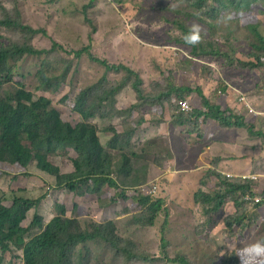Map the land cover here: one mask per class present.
Here are the masks:
<instances>
[{
	"label": "rangeland",
	"instance_id": "obj_1",
	"mask_svg": "<svg viewBox=\"0 0 264 264\" xmlns=\"http://www.w3.org/2000/svg\"><path fill=\"white\" fill-rule=\"evenodd\" d=\"M90 2L91 6L85 11L84 6ZM251 4L258 16V10L263 6L264 0ZM214 7V12H207L206 8L197 11L191 8L190 0H123L122 5L113 0H0V45L26 39V35L20 30L3 23L7 18L19 20L23 24L47 32V35L38 34L33 38L35 47L50 49L53 42H58L71 51L91 43L93 55L109 64L126 66L137 73L142 80L141 87L144 91V98L138 99L137 92L131 87L135 79L133 76L129 84L117 95L115 108L97 109L95 116L90 119L99 130L102 145L110 150L115 176L120 184L119 190H110L104 198H97L93 194L80 197L68 189L58 188L56 178L41 170L36 161L26 167L17 163L0 162V197L5 196V204L10 205L14 195L30 199L44 197L38 208L28 213L23 222L24 226L33 222L35 213L42 217L43 224L47 225L56 216L57 203L66 205L67 216L78 219L83 228L91 221L115 220L119 234L126 240H132L139 252L150 255L153 259L131 264H179L172 262V259L179 255L187 257L190 264H235V260H238L235 253L239 246L263 238V235L258 234V230L264 222V207L255 210L253 206L257 204L256 198L259 202L260 199L264 200V140L251 138V134L246 130L242 132L241 128H236V132L221 125L207 126V130L211 129V134L217 140L215 148L220 155L214 158V162L218 168L233 164L238 169L237 165L245 167L248 172L245 175H237L238 172L230 174L223 170L222 174L220 170L218 173L234 179L248 178L258 185L263 184V188L258 187L259 194L255 197H245L249 202L247 208L251 218L245 220L244 224L250 223L253 226L248 228L235 224L229 227L226 224L228 217L237 213L234 202L226 201L218 213L206 214L205 206L197 203L194 198L200 188L198 174L190 170L187 171L191 173L183 171V165L178 166L180 170L173 167L172 173L165 172L171 167L168 159H173L171 150L178 145L177 139H180L181 134H176L175 138L167 141L159 134H152L155 130L152 132L149 129L146 120L148 117L151 126L156 127L166 118L169 133H172V127L175 128L171 125L172 114L177 99L175 95L163 101L157 98L161 92L167 90L169 83L193 89L201 87L204 94L212 99L219 97L217 101L221 107H232L231 103L235 106L232 109L237 114L254 118L255 113L251 108L252 105L256 106V103L251 101V97L256 99V94H264V86L257 89L258 85H262V81L257 83L259 79L256 69L251 70L247 84L242 73L246 68L238 64L247 61V40L256 42V36L252 32L254 24H248L246 16L252 12L247 13L230 3L224 8H220L218 4H214ZM228 14H231L233 19L225 23L224 17ZM176 22L188 27L192 24L201 25V39L204 43L219 46L229 57H193L191 47L186 45L183 31ZM90 37L93 38L92 42ZM65 49L52 54L47 61L28 57L20 62L13 85L6 86L5 90H13L17 83L21 82L36 97L50 98L53 106L61 112L62 118L76 125L82 121V117L74 111L73 105L80 91L99 84L103 78L106 79L104 86L111 87L117 82H124L126 73L124 70L107 71L101 64L84 56L78 59L80 63L76 74L64 82L59 94L39 89L38 72L43 64L66 65L68 59L74 57L69 56ZM261 72L264 75V71ZM244 94L252 96L244 97ZM190 98L191 100L186 99L192 109L185 112L203 108L196 92H192ZM246 100L251 102V107L245 103ZM137 103L139 104L134 110L126 112ZM104 112L109 116L103 118ZM261 118L264 119V115ZM110 126H116L122 134L118 148L109 146L113 135L105 130ZM192 128L181 126L180 129L186 134L189 130L193 132ZM223 131L238 133L239 140L233 149L229 146L232 137L222 136ZM185 140L184 146L189 152L197 138L192 135L186 136ZM231 150L234 151L233 155ZM205 152H202V155L206 154ZM123 155L129 156L133 164L134 171L129 177L116 174L117 168L121 167ZM77 157L78 153L74 148L62 147L51 154L49 159L60 167L61 173L68 174L75 170L74 160ZM240 161L247 163L242 165ZM210 172L212 171H206V174ZM255 172L258 176L254 175ZM211 178L212 176L209 177L210 181ZM221 183V179H215L213 190L217 191ZM154 187L157 191L154 197L165 199L168 216L166 218L163 211L155 225L142 226L135 222V218L144 215L146 208L138 205L134 199L135 196L149 194ZM122 192L130 199H123ZM113 199L116 200L115 203ZM166 220L167 247L164 249L161 246V227ZM38 231L39 229L34 227L28 234L29 238ZM225 237H229L232 243H227ZM89 244L90 251L84 264H126L122 256H116L102 242ZM0 264H24L23 252L12 248L3 253L0 249Z\"/></svg>",
	"mask_w": 264,
	"mask_h": 264
},
{
	"label": "trees",
	"instance_id": "obj_2",
	"mask_svg": "<svg viewBox=\"0 0 264 264\" xmlns=\"http://www.w3.org/2000/svg\"><path fill=\"white\" fill-rule=\"evenodd\" d=\"M113 1L118 5L123 4V0ZM212 1L213 4H211V0H190V6L197 11L206 8L207 12H214V4L224 8L230 3L238 9H244L243 11H247V13L252 12V14L246 16L248 24H254L252 32L256 36V42L247 40L246 46L249 44L254 48L253 50L256 52L254 55L255 62L240 60L241 62H238V64L250 69L257 68L259 65L263 68L264 38L258 32V16L251 8L253 5L251 3L263 0ZM90 6L91 2L85 5V11ZM262 7H264V4ZM250 15L252 16L250 17ZM3 23L10 28L20 30L26 35V39L0 45V162L17 163L26 167L32 161H36L41 170L56 178L58 188L68 189V191L80 197L93 194L97 198H104L105 195L110 193V190H119L120 184L115 176L110 150L105 149L102 145L98 135L99 130L93 122H90V119L95 116L97 109L115 108L117 95L129 84L128 82L133 76L135 79L131 87L137 92L138 99H143L144 91L141 87L142 80L139 75L126 66L109 64L93 55L91 43L71 51L66 50L58 42H53L50 49L38 48L33 45V38L38 34L47 35L45 30L33 28L19 20L10 18L5 19ZM176 24L183 31L184 36L190 31L191 27L181 22H176ZM93 30H96L95 27H93ZM90 40L92 42L93 38L90 37ZM190 47L191 54L196 58L229 57L228 53L223 52L219 46L204 43L203 39L199 44ZM64 49L69 56L74 55V57L68 59L66 65L57 63L59 66H53L50 63L46 66L43 64L38 72L39 89L59 94L64 82L76 74L80 63L78 59H82L84 56L101 64L107 71L120 72L124 70L126 73L124 82H117L111 87L104 86L106 79L103 78L99 84L83 88L80 91L73 105L74 111L82 117V121L76 125L62 118L61 112L53 106L50 98L46 96L36 97L21 82L17 83V87L13 90H5L6 86L13 85L20 62L28 57L47 61L52 54L59 53L61 50L64 51ZM192 92L198 94L203 108H194L192 112L187 113L182 110L181 103L191 100ZM174 95L177 99L175 101L177 109L175 108L172 114L173 125L192 126V131L196 132L195 127H199L202 119L206 121L212 119L224 128H247L251 136L264 140V132L262 130L255 131L254 126L247 123L246 116L237 114L233 110L234 108L232 109L230 106L223 109L214 102V99L204 94L201 87L193 89L169 83L167 90L161 92L157 98L163 101ZM63 101H65V98ZM138 104L132 105L126 112L134 110ZM107 116L109 115H106L105 112L102 114L103 118ZM105 131L113 135L109 146L118 148V141L122 134L118 132L116 126H110ZM187 134L190 135L191 131L189 130ZM62 147H72L78 153L77 159L74 160L75 170L72 173H61L60 167L53 164L49 159L51 154ZM133 171L130 157L123 155L121 167L117 168L116 174L129 177ZM215 173H208L205 180L201 182L199 190L194 194L196 202L205 206L206 214H216L223 208L226 201H232L237 208V213L233 216L230 215L231 217H228L226 224L229 227L235 224L240 225V227H252L253 224H244L245 220L251 218L250 211L247 208L249 202L245 200V197L247 195L255 197L259 194L258 187L263 188V184L258 185L248 178L234 179L222 176L218 172ZM210 176H212L211 181L209 180ZM215 179L222 180L217 191L213 190L215 189ZM121 196L125 200L130 199L124 192ZM43 199V196L39 199H30L14 195L11 204L7 205L4 201L5 196L0 197V249L3 253L10 251L12 248L21 250L24 264H84L90 251L89 243L102 242L116 256H122L126 264L153 260L150 255L139 252L132 240H126L119 234L115 220L91 221L87 227L83 228L78 219L67 216V207L63 203L56 204V216L47 225H44L43 218L35 213L33 222L28 226H24L23 222L26 220L28 213L38 208ZM111 200L112 197H110V202ZM134 200L138 205L146 208L144 215L135 218L136 223L142 226H153L163 211L166 213L167 218L164 198L141 194L135 196ZM113 201L115 203L116 200L113 199ZM75 207L77 208V206ZM263 207L264 200L261 201V199L253 206L255 210H261ZM166 224L167 220L161 227V246L164 249L167 247ZM34 227L39 231L29 238L28 234ZM258 234L263 235L264 238V222L261 224ZM172 262L190 264L188 258L184 255L173 258ZM235 264H239V258L235 260Z\"/></svg>",
	"mask_w": 264,
	"mask_h": 264
},
{
	"label": "crops",
	"instance_id": "obj_3",
	"mask_svg": "<svg viewBox=\"0 0 264 264\" xmlns=\"http://www.w3.org/2000/svg\"><path fill=\"white\" fill-rule=\"evenodd\" d=\"M258 20H259L258 32L264 38V7H261L258 10ZM246 48H247V51H248L247 52V61L255 62L254 55L256 54V52L252 51V49H254V48L249 46V44H247ZM254 69L258 70V79L259 80L257 81V83H260V80L262 81V85L261 86L260 85L257 86V89H260L261 87L264 86V75L261 72V70L264 71V67L262 68L259 65L257 68H254ZM254 69H249L247 67L245 69L246 71H242V73L246 77L247 84H249V76L251 75V72ZM249 96L251 97L252 94H249ZM249 96L247 94H244V97H249ZM217 99L219 101V97H218V98L214 99V102L216 104L222 106L217 101ZM242 99L245 100V98H242ZM251 101L256 103V106H253L251 104V102L249 101V103L253 107L251 109L254 111L255 116H254L253 119L245 117L246 121L248 122V124L251 123V124L255 125L253 127V129L255 131H259L261 129L263 131L264 119L261 118V116L264 115V106L262 105V104H264V94H256V99H254V97H251ZM245 103H247V105L250 106V104L247 102V100H246ZM230 105L232 106V108H235V106L232 105L231 103H230ZM227 107L228 106H225V108H227ZM225 108H223V109H225ZM146 120L148 121V125L150 126L149 129L152 132H153V130H155L154 133H152V134H154V135L159 134V135H161L162 138L167 139V141L169 139L172 140L173 138H175L176 134H181L180 139L179 138L177 139V141H179L180 144L178 143V145L175 146L176 148L173 147L172 150H171L173 157L174 158L177 157L179 160L176 159V158L175 159L173 158L174 162H176V167H175V165L173 163V159L171 161L168 159V161L171 164V167L166 169V171H165L166 173H172L173 172L172 171L173 167L175 168V170H180L181 168H179L178 166L183 165V167H182L183 171L189 172V173H191L190 171H192L193 173L196 172L198 174V181L200 182V184H201V182H203L205 180L206 171H212V172H216L217 171L218 172V171L221 170V173L224 174L223 170H225V173H230V174L232 172H238L237 175H240V173L243 174V175H245V173H248L247 170L245 169V167H242V166H239V165H237L239 167V169L237 167H234L235 165H233V164L229 165L228 167L220 166V169H219L217 164H215L214 158L216 156L220 155V154L217 153V148H215V141H217V140H215L216 139L215 136L211 134V131H210L211 129L207 130V126L220 125L217 121L212 120V119H209V120L206 121V120L202 119L200 121V123H199V127H195L196 132H191V134L189 135L187 133L185 134L184 132H182V130L180 129L181 126H175V125H173V123L171 125L175 126V128L172 127V133H169L170 129L167 126L168 124L166 123L167 122L166 118L162 119V121H160L161 123H159V125H157L156 127L151 126V123H150L148 117H146ZM251 124H249V125H251ZM233 129L236 131V128H233ZM233 129H229V130H233ZM241 130H242V132H244L245 130L248 131L247 128H241ZM192 135H194L195 139L197 138L198 142H197V140H195V145L196 144L197 145L196 146L194 145L192 150H190L188 152L187 148H185V146H184L185 141H186L185 137L186 136H192ZM221 135L222 136L230 135L232 137V142L229 141L230 142V144H229L230 149L231 148L233 149L234 148V144L236 142H238V140H239L238 133H233V131H230V132L229 131L228 132L223 131L221 133ZM242 135L244 136V134H242ZM251 138H256V137L252 136ZM202 152L203 153L205 152L206 154L202 155ZM230 152L233 155L234 151L232 152V150H231ZM240 163L243 165V164H246L247 162L243 163V162L240 161ZM187 170H190V171H187ZM204 171H205V173H204ZM254 175L258 176V173L255 172Z\"/></svg>",
	"mask_w": 264,
	"mask_h": 264
},
{
	"label": "clouds",
	"instance_id": "obj_4",
	"mask_svg": "<svg viewBox=\"0 0 264 264\" xmlns=\"http://www.w3.org/2000/svg\"><path fill=\"white\" fill-rule=\"evenodd\" d=\"M232 19L231 14L224 17L225 23L232 21ZM201 36L202 26L192 24L190 31L184 36V40L189 46H195L201 42ZM225 240L229 244L232 243L229 237H225ZM235 255L239 258V264H264V238L242 244Z\"/></svg>",
	"mask_w": 264,
	"mask_h": 264
},
{
	"label": "built area",
	"instance_id": "obj_5",
	"mask_svg": "<svg viewBox=\"0 0 264 264\" xmlns=\"http://www.w3.org/2000/svg\"><path fill=\"white\" fill-rule=\"evenodd\" d=\"M181 107L183 111H191L192 109L188 101L182 102ZM228 177H231V176H228ZM149 194H151L152 196H155L157 194L156 187H154L153 190L149 192ZM247 199H251L250 196H247ZM255 201L259 202V199L256 198Z\"/></svg>",
	"mask_w": 264,
	"mask_h": 264
}]
</instances>
